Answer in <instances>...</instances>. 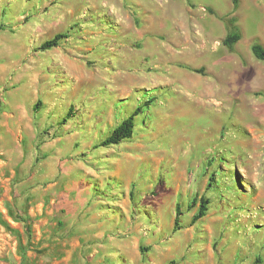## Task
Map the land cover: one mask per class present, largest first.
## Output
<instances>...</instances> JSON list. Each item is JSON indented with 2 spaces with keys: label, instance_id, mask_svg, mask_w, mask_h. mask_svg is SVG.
<instances>
[{
  "label": "rangeland",
  "instance_id": "rangeland-1",
  "mask_svg": "<svg viewBox=\"0 0 264 264\" xmlns=\"http://www.w3.org/2000/svg\"><path fill=\"white\" fill-rule=\"evenodd\" d=\"M255 43L264 0H0V264H264Z\"/></svg>",
  "mask_w": 264,
  "mask_h": 264
},
{
  "label": "trees",
  "instance_id": "trees-1",
  "mask_svg": "<svg viewBox=\"0 0 264 264\" xmlns=\"http://www.w3.org/2000/svg\"><path fill=\"white\" fill-rule=\"evenodd\" d=\"M225 28H226V36L222 41L223 45L228 49H232L233 46L240 40V32L236 25L235 18H224L223 19ZM66 38L65 34H57L50 40L45 41L41 44V50H48L51 48H55L59 45V41ZM252 55L259 61L264 62V48L260 44H253L251 47ZM133 118L132 115L128 118L124 119L117 127H115L110 135L100 144L102 146L108 145H116L120 141L130 138L133 131ZM206 201L201 199L198 213L194 217V220L200 219L204 216V212L206 210ZM175 220L174 225L177 226L178 216L180 213L178 212V207H176L175 211Z\"/></svg>",
  "mask_w": 264,
  "mask_h": 264
},
{
  "label": "crops",
  "instance_id": "crops-1",
  "mask_svg": "<svg viewBox=\"0 0 264 264\" xmlns=\"http://www.w3.org/2000/svg\"><path fill=\"white\" fill-rule=\"evenodd\" d=\"M249 10H250V11H252V10H253V8H251V9H249ZM240 40H241V39H240ZM240 40H239V41H240ZM239 41H238V42H239ZM238 42H237V43H238ZM237 43H236L235 45H237Z\"/></svg>",
  "mask_w": 264,
  "mask_h": 264
},
{
  "label": "bare ground",
  "instance_id": "bare-ground-1",
  "mask_svg": "<svg viewBox=\"0 0 264 264\" xmlns=\"http://www.w3.org/2000/svg\"><path fill=\"white\" fill-rule=\"evenodd\" d=\"M254 115V114H253Z\"/></svg>",
  "mask_w": 264,
  "mask_h": 264
}]
</instances>
